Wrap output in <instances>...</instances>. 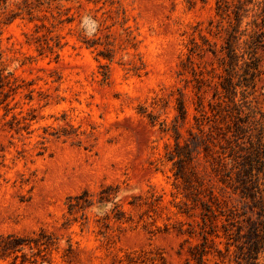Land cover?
Returning a JSON list of instances; mask_svg holds the SVG:
<instances>
[{
    "label": "rangeland",
    "instance_id": "374dc122",
    "mask_svg": "<svg viewBox=\"0 0 264 264\" xmlns=\"http://www.w3.org/2000/svg\"><path fill=\"white\" fill-rule=\"evenodd\" d=\"M263 129L264 0H0V264H254Z\"/></svg>",
    "mask_w": 264,
    "mask_h": 264
},
{
    "label": "trees",
    "instance_id": "16d2710c",
    "mask_svg": "<svg viewBox=\"0 0 264 264\" xmlns=\"http://www.w3.org/2000/svg\"><path fill=\"white\" fill-rule=\"evenodd\" d=\"M255 70H258L257 67L254 68ZM184 104H181V111L184 112ZM185 113V112H184ZM250 118V116H247V120ZM244 122L241 117H238L236 121V125L239 123ZM251 123H255V121H250ZM242 125H237L234 129L233 136L235 139L233 140L235 143L239 140L237 138V135H241L240 132L242 130ZM264 133V129L261 132ZM253 135L250 136V140L248 143L250 144V149L254 148V151L257 152L256 156H254V153L251 152L249 156L244 158V162L237 161L241 156L239 153L236 152L235 148L233 147L231 149L230 154L227 156L232 159V161H235L237 163V166H235L236 176L234 177V168L231 170L225 171L223 174L222 181L225 183L227 182L228 186L234 189L235 192H240L243 198L246 199H254L257 197V195L260 196V201H264V156L262 158H259L258 154L259 149L262 154H264V144H260L258 147H254V143L252 140ZM237 147L239 145H236ZM262 149V150H261ZM254 156V157H253ZM184 160L181 159L180 166L183 165ZM224 165H227V163H224ZM256 166H260L258 169H256ZM179 171L178 175L185 181L189 182L188 178L186 177V174L184 173L183 167ZM227 169V167H226ZM263 175V178L260 177V175ZM203 206L205 207L207 213H204V216L209 215V213H213L211 206L203 203ZM264 215V202L261 207V213L260 217ZM204 222L206 223V218L203 217ZM233 224V223H232ZM238 236L235 237L233 234H230L231 237L230 240H234L231 245H236L240 257L243 260H247L249 263L251 261H254V264H257V261L259 259L260 253L264 251V221H261L259 224H253L249 234L242 235V227L238 228ZM204 254L200 255V261L203 260Z\"/></svg>",
    "mask_w": 264,
    "mask_h": 264
},
{
    "label": "clouds",
    "instance_id": "9594fccd",
    "mask_svg": "<svg viewBox=\"0 0 264 264\" xmlns=\"http://www.w3.org/2000/svg\"><path fill=\"white\" fill-rule=\"evenodd\" d=\"M86 23H87V21H86Z\"/></svg>",
    "mask_w": 264,
    "mask_h": 264
}]
</instances>
